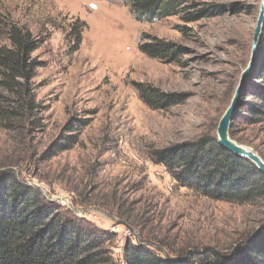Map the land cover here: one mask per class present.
Segmentation results:
<instances>
[{
  "label": "rangeland",
  "instance_id": "obj_1",
  "mask_svg": "<svg viewBox=\"0 0 264 264\" xmlns=\"http://www.w3.org/2000/svg\"><path fill=\"white\" fill-rule=\"evenodd\" d=\"M196 1L214 10L196 22L147 23L135 20L127 0H0L39 39L33 55L41 63L30 121L0 117V172L12 169L46 200L108 234L117 264L131 245L175 262L201 248L231 252L264 225V200H210L151 158L154 150L217 135L252 57L261 0ZM76 20L87 28L81 49L69 54ZM146 36L183 53L171 63L151 59L139 50ZM260 54L259 46L230 134L264 160V117L250 111L261 90ZM140 85L180 102L152 109ZM71 121L79 131H66ZM66 135L78 142L61 152L55 144Z\"/></svg>",
  "mask_w": 264,
  "mask_h": 264
},
{
  "label": "trees",
  "instance_id": "obj_2",
  "mask_svg": "<svg viewBox=\"0 0 264 264\" xmlns=\"http://www.w3.org/2000/svg\"><path fill=\"white\" fill-rule=\"evenodd\" d=\"M127 4L135 20L147 23L171 16L196 22L214 10L196 0H127ZM86 28L80 20L72 23L69 54L81 49ZM141 41L140 52L151 59L171 63L183 53L177 44L156 37L146 36ZM39 47V39L26 25L0 9V117L29 122L38 110L34 79L41 63L33 54ZM260 53L255 73L261 78V90L250 111L264 117V33ZM139 95L152 109L180 102L178 95L152 86L140 85ZM79 130L72 121L67 124L66 131ZM77 142L78 137L66 135L55 145L62 152ZM151 158L164 165L179 184L210 200L242 205L264 200V174L249 160L224 148L215 134L154 150ZM107 236L46 200L12 169L0 172V264H117L107 247ZM201 249L175 262L148 247L131 245L126 247L124 259L125 264H264V225L231 252Z\"/></svg>",
  "mask_w": 264,
  "mask_h": 264
},
{
  "label": "water",
  "instance_id": "obj_3",
  "mask_svg": "<svg viewBox=\"0 0 264 264\" xmlns=\"http://www.w3.org/2000/svg\"><path fill=\"white\" fill-rule=\"evenodd\" d=\"M264 33V0H261V5L259 9V16L257 21V26L254 33L253 45H252V57L247 69L243 72L240 86L238 87L232 102L220 120L217 137L219 143L227 150L234 153L236 156L244 158L252 162L258 170L264 174V160L251 148L244 146L236 142L230 134L231 125L234 117L237 114L238 109L241 107L240 98L242 96L241 91L247 84L248 77L253 71L255 64L257 62L258 49L260 46L261 39Z\"/></svg>",
  "mask_w": 264,
  "mask_h": 264
}]
</instances>
